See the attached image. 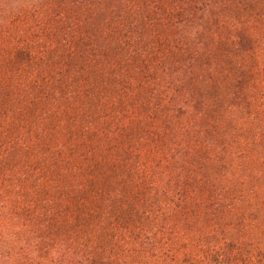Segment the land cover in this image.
Instances as JSON below:
<instances>
[{"label": "rangeland", "instance_id": "1", "mask_svg": "<svg viewBox=\"0 0 264 264\" xmlns=\"http://www.w3.org/2000/svg\"><path fill=\"white\" fill-rule=\"evenodd\" d=\"M144 200L180 263L264 264V0H0V224L92 248Z\"/></svg>", "mask_w": 264, "mask_h": 264}, {"label": "trees", "instance_id": "2", "mask_svg": "<svg viewBox=\"0 0 264 264\" xmlns=\"http://www.w3.org/2000/svg\"><path fill=\"white\" fill-rule=\"evenodd\" d=\"M98 193L102 198L101 192ZM213 199L217 202L219 197L215 195ZM105 207L97 198L91 200L89 208L94 210L86 220L93 221L106 214ZM184 208L177 212L185 213ZM108 210L114 213V219L105 237H97L99 242L92 248L86 242H52L51 235L47 234L51 226L46 222L36 224L22 216L3 222L0 224L3 227L0 229V264H187L186 260L180 263L176 259L173 251L177 250L165 246V230L169 225L172 229L178 222L162 217L161 208L144 200V206L110 204ZM2 214L0 212V219ZM106 242L111 244L110 250L104 246Z\"/></svg>", "mask_w": 264, "mask_h": 264}]
</instances>
